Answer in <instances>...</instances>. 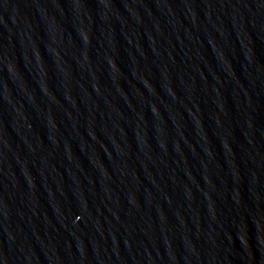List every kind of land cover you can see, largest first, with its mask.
Segmentation results:
<instances>
[{
    "label": "water",
    "instance_id": "1",
    "mask_svg": "<svg viewBox=\"0 0 264 264\" xmlns=\"http://www.w3.org/2000/svg\"><path fill=\"white\" fill-rule=\"evenodd\" d=\"M0 264H264V0H0Z\"/></svg>",
    "mask_w": 264,
    "mask_h": 264
}]
</instances>
